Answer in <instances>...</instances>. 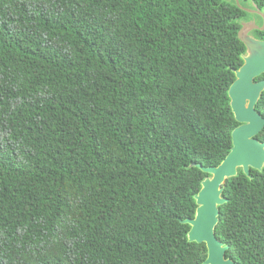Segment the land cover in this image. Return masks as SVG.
Instances as JSON below:
<instances>
[{
  "label": "trees",
  "instance_id": "16d2710c",
  "mask_svg": "<svg viewBox=\"0 0 264 264\" xmlns=\"http://www.w3.org/2000/svg\"><path fill=\"white\" fill-rule=\"evenodd\" d=\"M244 2L0 0V264H204L184 221L239 126L240 22L264 17ZM250 176L225 181L215 228L236 264H264Z\"/></svg>",
  "mask_w": 264,
  "mask_h": 264
},
{
  "label": "water",
  "instance_id": "95a60500",
  "mask_svg": "<svg viewBox=\"0 0 264 264\" xmlns=\"http://www.w3.org/2000/svg\"><path fill=\"white\" fill-rule=\"evenodd\" d=\"M261 15L263 21V14ZM264 29V22L261 28ZM238 38L244 44L246 53L243 65L235 71V81L230 86L228 96L235 121L239 126L232 132V149L217 167L198 168L209 175L201 183V189L195 196L196 212L193 219L184 221L190 226L188 241L205 244L207 258L204 264H236L227 258L228 247L224 246L215 235L218 223L219 207L226 203L222 197L226 180L237 175L238 169L251 178L250 171H262L264 168V143L255 137L264 128V119L256 112V105L264 92V80L256 78L264 74V41L253 39L242 28Z\"/></svg>",
  "mask_w": 264,
  "mask_h": 264
},
{
  "label": "rangeland",
  "instance_id": "374dc122",
  "mask_svg": "<svg viewBox=\"0 0 264 264\" xmlns=\"http://www.w3.org/2000/svg\"><path fill=\"white\" fill-rule=\"evenodd\" d=\"M225 1L228 3H235L241 6L242 8L246 4L244 0H225ZM246 11H248V15L243 20H241L240 24L242 28L246 29L247 36L256 39L255 30L260 26L262 17L259 13H257V11L253 9H246Z\"/></svg>",
  "mask_w": 264,
  "mask_h": 264
}]
</instances>
